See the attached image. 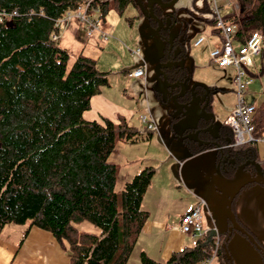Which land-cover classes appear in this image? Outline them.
<instances>
[{"label":"trees","instance_id":"16d2710c","mask_svg":"<svg viewBox=\"0 0 264 264\" xmlns=\"http://www.w3.org/2000/svg\"><path fill=\"white\" fill-rule=\"evenodd\" d=\"M86 1L0 0V233L10 223L29 224L67 244L70 264H127L149 218L142 202L155 170L146 167L137 173L119 199L115 192L116 166L109 160L118 139L133 144L149 141L152 131L140 133L124 116H119L117 123L106 117L102 121L84 118L92 98L109 86L108 75L98 69L96 59L84 53L69 68V52L51 35L57 31L58 19ZM159 1L150 8L156 19L149 17L155 28L161 25L159 36L166 40L159 62L170 63L163 72L172 96H177L174 102L188 104L195 95L209 114L213 108L212 88H208L207 103L203 88L191 89L193 72L177 63L188 55L190 47L187 26L174 37L170 35L179 9L167 10L178 1L167 7L163 4L173 0ZM233 1L239 11L225 19L235 26L236 38L245 41L258 31L264 40V0ZM93 4L100 9L103 20L112 8L123 14L130 4L138 6L137 0H94ZM185 10L198 21H205L213 35L221 39L211 1L205 0L201 8ZM169 17L174 19L172 23ZM9 21L11 25H7ZM181 84L188 87L183 95H179ZM212 123V117L202 116L196 127L185 130L184 145L192 153L218 146L221 150L217 163L229 181H235L238 169L247 163L251 164L242 173L249 178L259 174L252 163L258 164L264 174L259 151V143L264 141V99L252 118L255 141L236 145L234 132L226 122L220 125L217 135L205 131ZM197 131L202 133V143L188 136ZM238 196L233 202L234 213ZM85 219L94 223L100 234L79 231L75 224ZM236 221L240 227L193 237L192 247L174 252L167 261L141 252L139 264H201L212 259L218 240L220 264H231L229 244L236 233L253 237L255 246L259 241L237 216Z\"/></svg>","mask_w":264,"mask_h":264},{"label":"rangeland","instance_id":"374dc122","mask_svg":"<svg viewBox=\"0 0 264 264\" xmlns=\"http://www.w3.org/2000/svg\"><path fill=\"white\" fill-rule=\"evenodd\" d=\"M150 1L137 0L138 6L130 4L123 14H119L112 8L104 19V24L109 33L107 40H103L99 35L88 40L79 23L76 21L69 24L65 23L63 28L66 32L58 41V45L70 54L69 68L80 53L97 60L98 69L106 72L109 79V86L102 87L100 90L102 96L116 101L117 104L131 111L133 116L129 123L139 131L144 132L147 129L141 123L140 116L146 114L148 106L150 107L162 137L159 136L157 130H151L153 137L149 141L127 145L123 141L117 140L116 148L109 160L116 166L115 192L120 199L127 183L131 182L133 177L146 167H152L155 170L154 187H149L145 204L154 211L157 201L162 199L163 208H167L173 217L178 213L180 215L185 213L183 212L187 206L185 200H190V195L180 193V191H162L157 188V185L161 184V180L164 179L168 183H174L168 175L171 165L176 167L177 175L180 178L179 164L174 165V148L175 146L185 148L183 143L184 132L186 129L197 125L203 116V107L199 100L191 101L185 107L183 104L175 103L172 91L165 84L164 77L156 71V67L160 65L159 59L163 55L166 40L159 36V28H155L150 22L149 16L153 17L149 6ZM218 3L220 6H229L222 11L223 16H229L235 12L233 0H218ZM204 5L205 0H178L167 12H173L174 8L179 9L176 14V22L172 23L174 19L168 18L169 23L173 24L170 31L172 37L178 33L181 27L187 26L188 28L189 39L187 43L190 45L188 55L178 60L177 63L184 65L190 72H193V76L190 78L191 87L200 83L212 88L213 112L207 113L206 116L214 117L212 134L217 135L220 125L227 120L231 110H234L237 104L236 86L234 84L236 70L232 67L221 68L212 60L210 53L217 46V43L211 26L205 21H198L191 17L185 10L193 8V6L201 8ZM153 19L156 18L153 17ZM201 37H205V41L196 46L195 42ZM138 51H140L139 54ZM143 60L146 61L147 70L153 76L147 85V95L143 82L139 81L141 79L123 81L126 77L124 70L141 65ZM250 71L254 74V82L244 94V98L248 105H260L264 99V40L262 53L255 57V67L250 68ZM180 114L183 116L181 117ZM188 136L193 137V133L189 132ZM259 148L263 155L264 141L259 143ZM190 166L192 169H204L206 174L204 175L200 171V174L196 176L195 189L213 177L223 194V202L219 206V210L212 219L208 216V220L212 224L211 230L224 232L228 228L240 227L238 223L231 222L227 214L228 202L235 189L228 187L221 180L217 173V166L212 169V161L205 162L203 160H196ZM186 173L187 171L184 169L185 179H187ZM164 176L166 177L164 178ZM190 188L193 187L186 184L183 192ZM260 192H264V186L261 184H256L249 189L246 188L239 194L238 201L240 199L243 207L248 210L252 200L258 201ZM245 217L254 222V218L250 214ZM214 219L217 224L213 222ZM75 225L81 232L100 234V229L88 219ZM253 240L251 237V243ZM256 247L264 257L261 244L257 243ZM235 249L238 254L244 253L243 245ZM141 252V247L136 246L127 264H139Z\"/></svg>","mask_w":264,"mask_h":264},{"label":"crops","instance_id":"0c3cea01","mask_svg":"<svg viewBox=\"0 0 264 264\" xmlns=\"http://www.w3.org/2000/svg\"><path fill=\"white\" fill-rule=\"evenodd\" d=\"M104 28L107 30L105 24H104ZM215 38H216L215 42L218 44L220 39L219 37L216 36ZM139 66L140 65H137L134 66L133 68L124 70L125 73L124 75L126 77L123 79V81L127 82V80L136 79V78H130L127 75V73ZM158 69H159V65L156 67V71L159 73ZM152 77L153 76L151 72L147 70L146 80L145 81L139 80L142 81L144 84L146 95H147V85L148 82L151 81ZM196 84L194 86L196 87L200 86L207 92L208 95L209 87L200 83H196ZM146 112H147L146 114H149L150 116L152 115L153 117L152 111L149 106ZM212 112H213V108L210 113ZM232 112L233 109L231 110L228 117L232 114ZM119 116H124L129 121L130 118H132L133 114L131 111L126 110L121 105L117 104L116 101L106 99L105 97H103L102 92H100L99 94L95 95L92 98L91 108L84 113V118L88 121H93V120L102 121V118L106 117L111 119L113 122L117 123ZM210 127H212V125ZM208 129L210 128L208 127ZM208 129L206 128L205 131ZM157 131L160 134L159 136L162 137V134L158 130V127H157ZM139 132L143 133L141 130ZM200 132L201 131H197L194 134V136L195 135L197 136V138L194 137V140L202 143L203 141L200 140V138L202 137L201 135L202 133L200 134ZM156 139L159 140V138ZM125 144L128 145L130 143H125ZM184 147L185 148L175 146L173 153L174 154L173 160L175 163L174 165L177 166V164H179V167L181 169L180 178L177 175V171L175 169L176 167H173L171 165L168 175L169 177L172 178L174 183L171 184L165 181L164 178L168 176L166 175L163 178L164 180H161V184L157 185V188L161 189L162 191H167V190L171 192L180 191V193H187L188 195H190L189 197L191 199L185 200V202H187V206L183 211L185 213L183 215H180L178 213L177 215L172 217L170 211L167 210V208H163L164 204H162V199L157 201L154 211L150 209V207H148V205L145 204V198L147 196L149 188L142 202V209L149 212V218L142 229V232L137 242V247L140 246L142 252L147 253L150 257L159 261H167L174 252L179 251L184 247H189V246L192 247L194 245L193 237L185 235L179 229L181 219L185 214L191 212L196 206L200 205L203 216L204 230L205 232L212 231L211 230L212 224L208 220V216H210L212 219L214 217V214H216V212L219 210V206L223 202L222 191L219 189L220 186L215 182V179L213 177L211 178L210 181L209 180L206 181L203 185H201V187L195 189L196 176L200 174V171H202L204 175L206 174L204 169H192L190 166L191 163L196 160H200V161L203 160L205 162L212 161V169L214 168V166L218 167L217 153L221 149L218 146H215L197 153H192L188 147L186 146ZM260 157L264 159V154L262 155L261 152H260ZM184 169H186L187 171L186 173L187 179H185L184 177ZM194 177H195V181H194ZM242 177L243 180H245L249 178V175L243 173ZM153 179L149 187H154L155 180L153 181ZM223 179L221 180L224 182L225 181L228 182V184L230 183L232 184L234 182V181H229L225 177H223ZM186 184L187 186H191L194 189L190 188L187 189L186 192H183L185 191L184 187ZM228 184L226 185L228 186ZM256 184H260V183H255L254 185ZM202 201H204V204L201 203ZM235 214L238 220L240 221V223L243 224L245 227H247L255 236H257V238L259 239V241L257 242L261 244L264 251V192H260L258 201L256 200L251 201L248 210H246L243 207V205L241 204V200L239 199L238 201L237 198L235 203ZM248 214H250L254 218V222L247 220L245 216H247ZM213 222L217 224V221L215 219L213 220ZM228 229H226V231ZM219 233H223V232H219ZM236 235H238L237 238H235ZM241 245H243L244 253L238 254L236 253L238 251H236L235 248ZM229 249L233 257V264H264V260L262 258L263 256L258 251L259 249H257V247L251 243L250 239L247 236L241 233H236L233 236L229 244ZM236 257H238L237 261H236ZM0 264H70V252L67 244L60 243L48 231L39 229L35 226H30L29 224L22 226L10 224V225H6L0 233ZM209 264H220V262L217 257H214L209 262Z\"/></svg>","mask_w":264,"mask_h":264},{"label":"built area","instance_id":"2783aa9c","mask_svg":"<svg viewBox=\"0 0 264 264\" xmlns=\"http://www.w3.org/2000/svg\"><path fill=\"white\" fill-rule=\"evenodd\" d=\"M214 10L215 26L220 31L221 39L217 46L211 51L212 60L221 68L232 67L236 70L234 84L236 86L237 104L232 114L227 118L226 123L232 128L235 135V144L242 145L249 141H255L253 137L254 128L252 118L257 109V104L248 105L244 94L254 82V74L250 68L255 67V57L262 53L263 38L260 32L251 33L245 41L236 38L235 26L225 19L222 11L229 6H220L218 0H210ZM94 0L80 4L75 10L66 12L55 23L57 31L53 32L51 38L58 41L65 32L63 24L73 21L79 23L86 34L87 39H92L99 35L103 40L109 38L108 32L104 29V21L100 18V9L93 4ZM235 11L239 10V5L234 4ZM4 17H9L5 16ZM11 17V16H10ZM3 17H1L2 21ZM205 37L199 38L195 45L199 46L205 41ZM140 51H138V54ZM146 61L128 73L130 78L146 79ZM141 121L149 130H156L154 119L149 115L141 116ZM201 203L204 204V201ZM179 229L185 235L192 237L202 236L205 232L203 227V216L201 206H196L190 213L182 217ZM214 250L213 257H217L218 245ZM211 260L201 264H209Z\"/></svg>","mask_w":264,"mask_h":264},{"label":"water","instance_id":"95a60500","mask_svg":"<svg viewBox=\"0 0 264 264\" xmlns=\"http://www.w3.org/2000/svg\"><path fill=\"white\" fill-rule=\"evenodd\" d=\"M178 0H173L170 4H163V6L164 7H167V6H170L171 4H173V3H175V2H177ZM153 3H160V1L159 0H151V2L149 3V6H150V8L152 7L151 5L153 4ZM151 12H152V10H151ZM12 24V21H9L8 23H7V25H11ZM161 28V25H160V27H159V29ZM158 34H159V30H158ZM170 63H167V64H165V65H163V64H160L159 65V68L160 69H162V68H164V67H166V66H168ZM160 74H162L163 76H164V81H165V84H167L168 85V83H167V78H166V75L164 74V72L162 71V72H159ZM175 85H177V84H175ZM175 85H172V87L173 86H175ZM196 85H198V84H196ZM181 86L184 88V90H183V92L180 94V95H183L184 94V92L187 90V85L186 84H181ZM195 88H196V86H193L191 89H192V91H194L195 90ZM177 97V96H176ZM176 97H174V99L176 98ZM195 100V99H194ZM193 100V101H194ZM208 101H209V92H208V100H207V103H208ZM186 105H184L183 107H185ZM205 111V109L203 108V112ZM210 129H208V131H209ZM196 136V135H195ZM194 136V137H195ZM193 137V138H194ZM247 164H251V163H247ZM246 164V165H247ZM252 164H254V165H256V167L258 168V170H259V174H258V177H256V178H249V179H246V180H243V177H242V169L246 166V165H244V166H242V167H240L239 169H238V172H237V178H236V180L231 184H228V182H226V184H228V186H231V187H234L235 188V191H234V193L231 195V197H230V199H229V202H228V206H227V214H228V218H229V220L231 221V222H233V223H237V221H236V215H235V213H234V211H233V202H234V200H235V198L237 197V195H239L240 194V192H241V190L243 189V188H245L247 185H249V184H252V183H261L262 185H264V174H263V172H262V169H261V167L258 165V164H255V163H252ZM217 173H218V175H219V177L221 178V179H223V176L221 175V172H220V166L218 165V167H217ZM224 180V179H223ZM228 256H229V258H231V255L230 254H228ZM231 264H233V262H231Z\"/></svg>","mask_w":264,"mask_h":264}]
</instances>
